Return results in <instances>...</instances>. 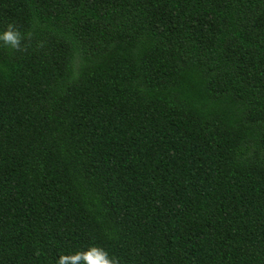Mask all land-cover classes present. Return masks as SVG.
Segmentation results:
<instances>
[{"label":"trees","instance_id":"16d2710c","mask_svg":"<svg viewBox=\"0 0 264 264\" xmlns=\"http://www.w3.org/2000/svg\"><path fill=\"white\" fill-rule=\"evenodd\" d=\"M8 25L0 264H264V0H0Z\"/></svg>","mask_w":264,"mask_h":264},{"label":"clouds","instance_id":"9594fccd","mask_svg":"<svg viewBox=\"0 0 264 264\" xmlns=\"http://www.w3.org/2000/svg\"><path fill=\"white\" fill-rule=\"evenodd\" d=\"M0 40L15 48L19 44L20 34L12 28V25H8L7 30L0 32ZM81 260L85 264H116L115 258H110L107 252L98 247H91L85 252H77L74 255L61 256L57 264H66V262L77 264Z\"/></svg>","mask_w":264,"mask_h":264}]
</instances>
